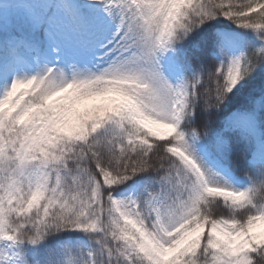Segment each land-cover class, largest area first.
Segmentation results:
<instances>
[{
	"label": "snow or ice",
	"instance_id": "obj_1",
	"mask_svg": "<svg viewBox=\"0 0 264 264\" xmlns=\"http://www.w3.org/2000/svg\"><path fill=\"white\" fill-rule=\"evenodd\" d=\"M0 264H264V0H0Z\"/></svg>",
	"mask_w": 264,
	"mask_h": 264
}]
</instances>
